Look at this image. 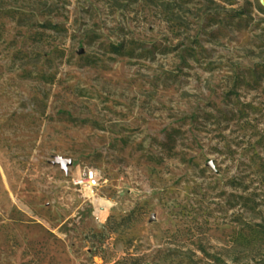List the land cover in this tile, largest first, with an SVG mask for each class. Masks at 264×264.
I'll list each match as a JSON object with an SVG mask.
<instances>
[{"label": "rangeland", "instance_id": "obj_1", "mask_svg": "<svg viewBox=\"0 0 264 264\" xmlns=\"http://www.w3.org/2000/svg\"><path fill=\"white\" fill-rule=\"evenodd\" d=\"M0 264H264L263 0H0Z\"/></svg>", "mask_w": 264, "mask_h": 264}, {"label": "built area", "instance_id": "obj_2", "mask_svg": "<svg viewBox=\"0 0 264 264\" xmlns=\"http://www.w3.org/2000/svg\"><path fill=\"white\" fill-rule=\"evenodd\" d=\"M100 171L92 165L81 167L78 173L73 177V184L81 189L85 194L95 195L96 188L101 183Z\"/></svg>", "mask_w": 264, "mask_h": 264}, {"label": "water", "instance_id": "obj_3", "mask_svg": "<svg viewBox=\"0 0 264 264\" xmlns=\"http://www.w3.org/2000/svg\"><path fill=\"white\" fill-rule=\"evenodd\" d=\"M263 3H264V0H263ZM60 161L62 163H71L72 162V159H70V158H60Z\"/></svg>", "mask_w": 264, "mask_h": 264}, {"label": "trees", "instance_id": "obj_4", "mask_svg": "<svg viewBox=\"0 0 264 264\" xmlns=\"http://www.w3.org/2000/svg\"><path fill=\"white\" fill-rule=\"evenodd\" d=\"M119 49V48H118Z\"/></svg>", "mask_w": 264, "mask_h": 264}]
</instances>
